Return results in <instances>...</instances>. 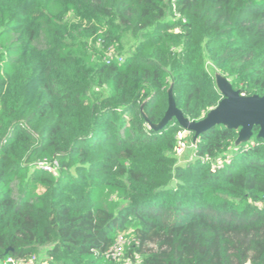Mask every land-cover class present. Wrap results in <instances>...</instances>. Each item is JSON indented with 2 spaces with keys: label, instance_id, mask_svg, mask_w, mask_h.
Returning a JSON list of instances; mask_svg holds the SVG:
<instances>
[{
  "label": "trees",
  "instance_id": "trees-1",
  "mask_svg": "<svg viewBox=\"0 0 264 264\" xmlns=\"http://www.w3.org/2000/svg\"><path fill=\"white\" fill-rule=\"evenodd\" d=\"M216 74L264 97V0H0V264H264L259 128L150 127Z\"/></svg>",
  "mask_w": 264,
  "mask_h": 264
},
{
  "label": "water",
  "instance_id": "water-1",
  "mask_svg": "<svg viewBox=\"0 0 264 264\" xmlns=\"http://www.w3.org/2000/svg\"><path fill=\"white\" fill-rule=\"evenodd\" d=\"M215 83L222 95L218 104L210 109L199 121H190L176 107L171 90L168 92L166 112L157 125H151L153 130H159L172 119L185 132L193 133V140L215 126L222 125L227 129L239 130L236 143L249 140L253 127H258L257 138H264V97L258 95L245 96L239 90H234L227 78L215 75Z\"/></svg>",
  "mask_w": 264,
  "mask_h": 264
},
{
  "label": "built area",
  "instance_id": "built-area-1",
  "mask_svg": "<svg viewBox=\"0 0 264 264\" xmlns=\"http://www.w3.org/2000/svg\"><path fill=\"white\" fill-rule=\"evenodd\" d=\"M184 133H185V131L178 134L179 143H178V147L176 149V153L177 154L182 153V151H183V149L185 147V141L182 140ZM53 165H55V164H47V163H39V164H37L38 167H40V168H42L44 170H47V171H52L53 170ZM119 253H120V247H116L113 250L112 255L115 257V256L119 255ZM5 262L9 263V264H44L42 261H38L37 262V258L36 257H33V258L29 259L27 262H23L21 260H14L12 258H8Z\"/></svg>",
  "mask_w": 264,
  "mask_h": 264
},
{
  "label": "rangeland",
  "instance_id": "rangeland-1",
  "mask_svg": "<svg viewBox=\"0 0 264 264\" xmlns=\"http://www.w3.org/2000/svg\"><path fill=\"white\" fill-rule=\"evenodd\" d=\"M44 250H45V247L42 248V252H43ZM42 252H41V253H42ZM42 258H43V256H38V258H37V262H38V261H42Z\"/></svg>",
  "mask_w": 264,
  "mask_h": 264
}]
</instances>
